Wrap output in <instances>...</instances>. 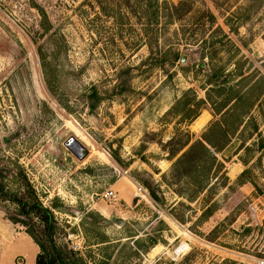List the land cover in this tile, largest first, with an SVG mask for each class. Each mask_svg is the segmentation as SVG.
<instances>
[{
  "label": "rangeland",
  "instance_id": "1",
  "mask_svg": "<svg viewBox=\"0 0 264 264\" xmlns=\"http://www.w3.org/2000/svg\"><path fill=\"white\" fill-rule=\"evenodd\" d=\"M158 1L0 0L6 264L29 232L56 264H264V0ZM216 120L226 146L173 169Z\"/></svg>",
  "mask_w": 264,
  "mask_h": 264
},
{
  "label": "trees",
  "instance_id": "2",
  "mask_svg": "<svg viewBox=\"0 0 264 264\" xmlns=\"http://www.w3.org/2000/svg\"><path fill=\"white\" fill-rule=\"evenodd\" d=\"M146 5V2H145ZM147 6V5H146ZM161 7L159 5V1L157 0L156 3V10L154 11V15L156 17V21L159 20L160 17V11ZM170 11H173L172 9ZM154 30L153 28L150 29ZM216 86L221 87L222 86V82L217 83ZM210 97V96H209ZM237 96H230L228 98H226L221 104L220 107L218 108V113L217 114H221L223 111H225L223 114V118L224 116L229 113V112H234L237 108H238V104H237ZM205 100H199L197 101V104L200 103H204ZM199 116V113H196L193 116V119L197 118ZM233 132V130H229L226 128L225 124L221 121V120H216L209 128L208 130L202 135V137L200 139H198L197 141H195L194 143H191V138H187L185 141H183L180 146L178 148H176L173 151H170V155L172 156V158H175L178 156L176 162L174 163V168L176 169L178 167H180V165L186 163L187 161L193 162L195 163L196 160L198 161L199 158L201 159V157H196L195 156V151L196 149H201L202 150V154H207V155H212V153L214 151L219 152L221 151L226 144L229 141V138L231 137V133ZM188 147V148H187ZM201 155V154H200ZM213 158H215L216 156H213ZM201 163V161H198V163H196V165L198 166ZM187 176L188 173H182L180 174V176ZM151 196L155 201H160V197L159 195L155 192V191H151ZM44 210V209H43ZM46 210V211H45ZM45 216L48 219V225L46 228V231L48 233L51 232L52 230V226L50 225L49 222V218L51 217V213L49 210L45 209ZM30 236L35 240V242L41 247V249H44V246L42 243H40L34 236L32 233H30ZM140 240V239H139ZM152 240V239H149ZM152 244L156 243V241L152 240L151 242ZM54 254H55V258L50 259L47 261H44L42 258V253H38L37 254V258H36V264H56L57 262L63 263L62 261H67L66 258H64L63 253L61 250L59 249H54ZM70 262V261H69ZM68 262V263H69ZM70 264H74V262H70Z\"/></svg>",
  "mask_w": 264,
  "mask_h": 264
},
{
  "label": "crops",
  "instance_id": "3",
  "mask_svg": "<svg viewBox=\"0 0 264 264\" xmlns=\"http://www.w3.org/2000/svg\"><path fill=\"white\" fill-rule=\"evenodd\" d=\"M22 236V235H21ZM13 237H15V232L13 233ZM17 239V238H16ZM21 239V237H18V239H17V241L18 240H20ZM23 239H24V245H33L34 247H36V252H35V255H34V260H33V262L32 263H30V264H36V258H37V254H38V252H39V246H38V244L33 240V238L31 237V236H27V235H25V237H23ZM11 240H10V237H9V240H8V251H10V247L12 246V247H16V248H20V245H18V246H15L16 245V243H12V242H10ZM15 241V240H14ZM23 241V240H22ZM17 252H18V254H23V250H19V249H17L16 250ZM24 255V254H23ZM12 256H14L13 258H15V253H13V255ZM3 258H4V260H6V258L5 257H3L2 256V259H0V264H6L5 263V261L3 262ZM35 261V262H34Z\"/></svg>",
  "mask_w": 264,
  "mask_h": 264
},
{
  "label": "water",
  "instance_id": "4",
  "mask_svg": "<svg viewBox=\"0 0 264 264\" xmlns=\"http://www.w3.org/2000/svg\"><path fill=\"white\" fill-rule=\"evenodd\" d=\"M185 58V56H184ZM67 145L70 146L72 151L78 156L83 157L88 153V150L83 146V144L79 143L77 140L71 138Z\"/></svg>",
  "mask_w": 264,
  "mask_h": 264
},
{
  "label": "built area",
  "instance_id": "5",
  "mask_svg": "<svg viewBox=\"0 0 264 264\" xmlns=\"http://www.w3.org/2000/svg\"><path fill=\"white\" fill-rule=\"evenodd\" d=\"M143 190V187H141L140 185L137 186L136 194L140 196L143 193ZM104 197L108 199H114L116 197V193L113 190H109L104 193Z\"/></svg>",
  "mask_w": 264,
  "mask_h": 264
},
{
  "label": "bare ground",
  "instance_id": "6",
  "mask_svg": "<svg viewBox=\"0 0 264 264\" xmlns=\"http://www.w3.org/2000/svg\"><path fill=\"white\" fill-rule=\"evenodd\" d=\"M205 119V118H204ZM204 119H199L200 121L198 123H203L204 122Z\"/></svg>",
  "mask_w": 264,
  "mask_h": 264
}]
</instances>
